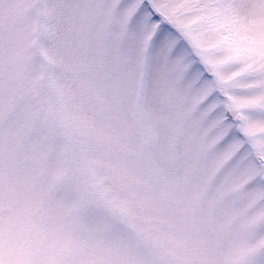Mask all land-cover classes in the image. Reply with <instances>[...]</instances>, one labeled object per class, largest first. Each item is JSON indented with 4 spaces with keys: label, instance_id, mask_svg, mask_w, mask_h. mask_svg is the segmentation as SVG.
<instances>
[{
    "label": "snow or ice",
    "instance_id": "1",
    "mask_svg": "<svg viewBox=\"0 0 264 264\" xmlns=\"http://www.w3.org/2000/svg\"><path fill=\"white\" fill-rule=\"evenodd\" d=\"M0 264H264V0H0Z\"/></svg>",
    "mask_w": 264,
    "mask_h": 264
}]
</instances>
